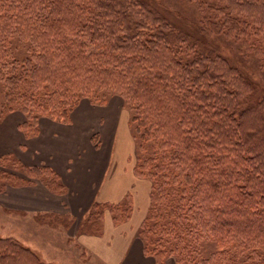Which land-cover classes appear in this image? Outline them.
<instances>
[{
	"label": "trees",
	"instance_id": "obj_1",
	"mask_svg": "<svg viewBox=\"0 0 264 264\" xmlns=\"http://www.w3.org/2000/svg\"><path fill=\"white\" fill-rule=\"evenodd\" d=\"M252 5L263 9L258 33L264 36V0ZM13 38L29 46L28 55L8 69ZM180 43L139 0H0V83L7 105L28 117L20 126L25 136L37 134L39 117L69 123L81 98L104 104L107 95H119L131 111L134 174L151 186L138 231L143 254L163 264L167 249H158L161 239L150 242L149 234L179 228L182 235L190 228L218 248L250 250L255 257L264 253L263 154L253 153L255 144L241 132L247 110L242 114L238 94L222 87L231 81L178 57ZM17 165L27 183L41 180L55 194L65 191L49 167ZM98 208L122 223L131 196L110 206L94 203L90 211ZM219 256L199 264H219Z\"/></svg>",
	"mask_w": 264,
	"mask_h": 264
},
{
	"label": "rangeland",
	"instance_id": "obj_2",
	"mask_svg": "<svg viewBox=\"0 0 264 264\" xmlns=\"http://www.w3.org/2000/svg\"><path fill=\"white\" fill-rule=\"evenodd\" d=\"M139 1L144 3L153 15L167 23L168 29L176 39L179 37L184 41V45L179 44L182 47L178 57L181 56L184 60L188 57L195 59L200 64V72L211 73L214 79H221L225 83L231 81L232 85L222 87L226 89L225 92L228 90L238 94V109L242 110V114L244 109L247 110L243 118L241 116V132L246 135L248 141L251 140L255 144L257 149L252 152H262L261 157H264V36L258 33V19L263 9L250 6L253 0H235L233 3L226 0L223 1L225 4L217 0ZM28 47L15 38L11 39L8 47V69L13 62L28 55ZM185 48L189 49L187 55L183 53ZM81 101L100 109L110 107L107 108L109 111L111 108H117L116 117L112 114L114 118L111 125L115 120L120 125L119 133L122 128L124 132L129 133L135 166L136 141L129 106L117 94L107 95L104 104L81 98L78 105ZM7 102V88L0 83V140L3 141L6 130L13 128L16 132L18 130L23 141L35 138L39 133V120L46 117L38 118L37 134L25 136L20 126L28 117L19 108L7 105ZM72 112L69 114V122ZM17 119L21 122L18 126ZM96 134L98 133L92 134L91 141L98 147L101 144V136L98 138ZM10 138L12 140L6 144L0 142L4 148L0 147V264H103L95 260L94 254L80 243L79 238L83 234L98 236L102 229L104 213L108 209L98 208L90 211V208L80 222L79 217L74 218L68 213H32L17 210V197L14 196L17 187L30 185L38 180L27 183L28 177L17 162L21 167L29 166L17 158V151H14L13 146L14 137L10 135ZM122 142V149H127L124 141ZM38 182L53 193L43 181ZM65 192L66 190L58 195ZM88 219H91V222ZM164 223L167 228V221L164 220ZM154 230L161 232L160 229ZM138 231L139 228L136 234L140 239ZM180 233L177 228V232L172 230L162 232L161 235L149 234L150 242L158 237L161 239L155 244L158 249L166 247V251H172L175 248L171 254H165L166 251L161 254L163 264H199L212 254L220 255L219 264H257L259 260L264 261L262 251H257V256L253 257L250 250L221 249L210 239L196 238L190 228H187V231L185 229L184 234Z\"/></svg>",
	"mask_w": 264,
	"mask_h": 264
},
{
	"label": "crops",
	"instance_id": "obj_3",
	"mask_svg": "<svg viewBox=\"0 0 264 264\" xmlns=\"http://www.w3.org/2000/svg\"><path fill=\"white\" fill-rule=\"evenodd\" d=\"M107 108L100 109L81 101L69 123L42 118L38 135L28 141H23L14 128L6 130L0 142L6 144L12 140V135L20 162L29 167H49L66 190L63 195L53 194L38 181L17 187L14 195L17 210L68 213L79 217L80 222L94 203L114 205L129 194L132 201L129 218L115 224L106 211L100 234H83L80 243L103 264H154L152 257L143 254L142 241L136 234L149 207L150 182L134 174L130 135L123 128L119 133L120 125L115 120L111 125L117 108L110 111ZM19 123L17 119V126ZM93 133H98V138L101 136L98 147L91 141ZM122 141L129 151L122 149ZM0 147L3 148L2 143Z\"/></svg>",
	"mask_w": 264,
	"mask_h": 264
}]
</instances>
